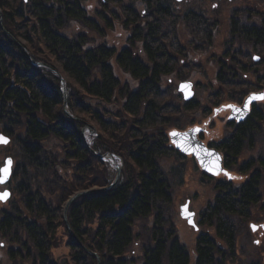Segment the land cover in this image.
I'll list each match as a JSON object with an SVG mask.
<instances>
[{
  "label": "trees",
  "instance_id": "trees-1",
  "mask_svg": "<svg viewBox=\"0 0 264 264\" xmlns=\"http://www.w3.org/2000/svg\"><path fill=\"white\" fill-rule=\"evenodd\" d=\"M86 1L0 0L5 29L0 25V134L11 138L7 155L15 162L12 197L7 204L0 203V250L6 243L15 246L6 248L13 264H58L52 255L59 245L58 232L65 227L70 236L62 215L66 201L77 192L110 186L114 180L108 163L90 151L82 136L84 125L65 113L60 79L33 64L44 62L69 79L70 113L90 114L98 125L100 133L91 138V148L126 158L122 179L114 188L82 195L69 207L68 222L75 235L69 240L71 263L98 264L96 253L101 264H127L122 256L136 239L134 226L153 217L145 236L155 244L143 246V264H163L164 258L168 264H189L184 246L169 234L165 210L173 198L158 164L159 158L179 156L170 147L168 124L163 123L165 110L177 106L163 104L168 90L161 83L183 67L177 55V31L184 16L172 7L170 13L161 11L174 0H143L147 10L140 16L133 5L126 11L122 25L130 34L124 47L90 46L84 29L104 36L115 27V19L91 17ZM98 1L107 10L114 3ZM118 2L126 9L123 0ZM187 16L184 21L189 26L198 20ZM72 25L82 32L68 34ZM208 40L204 38V43ZM138 42L144 59L134 49ZM127 74L131 81L122 82L121 76ZM230 219L223 214L216 222L218 238L227 246L236 244L240 231L235 227V236ZM95 223L90 234L86 227ZM168 242H173L170 247ZM210 243L208 237L199 238L198 264H214Z\"/></svg>",
  "mask_w": 264,
  "mask_h": 264
},
{
  "label": "rangeland",
  "instance_id": "rangeland-1",
  "mask_svg": "<svg viewBox=\"0 0 264 264\" xmlns=\"http://www.w3.org/2000/svg\"><path fill=\"white\" fill-rule=\"evenodd\" d=\"M126 9H121L118 6V0H114V3L110 5V9L107 10L106 7L102 8L99 6L98 0H87L86 6L88 7L89 15L93 18H99L100 16H107L108 18L115 19L114 20V26L111 30H107L106 34L104 36L90 31V29H84V32L87 33L90 39V46L94 45H100V44H109L112 47H117L118 49L124 47L127 43V37L129 36L130 32H127L124 27L123 23L127 20L126 17V11L130 5H133L136 8V11L139 15V13L144 12L147 10V6L145 3H143V0H123ZM218 0H183L182 2H176L171 1L168 3L169 6L172 7L174 11L179 13L180 16H183L186 14L188 9L192 8V6L204 4L207 7H209V10H212V6L214 3H216ZM227 2H224L225 5H228L229 7H222L221 11V22H219L220 29L218 34L221 36L225 33H228V24L227 19L230 20V17L232 16V9L237 7L236 9H239L238 12L243 8V0H232V2H229V0H224ZM247 2L255 1V0H245ZM121 2V0H120ZM240 2V3H239ZM264 8V4L262 5ZM146 13V12H145ZM140 16V15H139ZM90 17V18H91ZM117 17V18H116ZM98 19V20H99ZM144 20V18H142ZM120 20V22L118 21ZM213 20L206 18L202 21L195 22L194 25L186 26V24L181 23V25L178 28L177 31V37L179 39V48L177 50V55L180 57V62L183 63L182 69L178 67L176 73H173L169 76H166L163 78L161 85L166 87L165 89L168 90V95L164 94L163 98V104L167 103H173L174 106H177V108L169 107L165 110L163 113V117L165 118L164 124H168V132L174 129H181L186 128L187 126H194V125H201L204 119H208L211 116V109H213L216 102L225 103L226 100H231L235 98L240 92L246 90V88H241L239 85H219L216 81V75L218 73V64L217 60L218 57H221L222 51H223V42L224 38H221L216 35V42L214 45H212V42L209 40L204 43V36L201 38L197 37V34L200 32L198 28L205 27L206 29L209 28L212 31L214 30V25H212ZM105 23H101L102 27L105 29ZM123 24V25H122ZM192 24V23H191ZM140 26V25H139ZM143 27V24L140 26ZM68 34H77L79 32H82L78 25H72L69 29L66 30ZM162 35H164L162 31ZM133 36V34H131ZM173 43V42H172ZM203 44H205L203 46ZM232 46V44H230ZM234 45V44H233ZM251 47V46H250ZM236 46L232 48L233 51L236 52ZM134 49L138 53V56L141 58H145V54L143 52V49L141 47V44L135 45ZM174 52L175 49L173 48ZM253 48L247 49V51L253 52ZM256 51H259L258 49H255ZM254 52V55H260L257 52ZM264 61V55L262 57ZM251 60V59H250ZM44 63V62H40ZM228 65L232 66L231 70H237V74L240 75L238 80L236 82H239L240 80H243L245 78L247 81V90H256L254 89V86H250L251 83L256 82L257 75L262 74L260 71L259 73H255L254 70L250 71L249 73H246L245 75H241V66H246L249 62H247V57L242 58V61L236 60V59H228L226 61ZM247 63V64H246ZM48 66H50L47 63H44ZM235 64H239L238 66ZM188 65V68H185V66ZM260 65V63H259ZM52 67V66H50ZM54 68V67H52ZM261 69V66L259 67ZM56 69V68H54ZM118 73L120 72V69L117 68ZM59 74L63 77L65 83L68 78H65L62 75V72L58 71ZM178 73V74H177ZM56 75V74H55ZM57 76V75H56ZM58 77V76H57ZM122 82L125 81H131V77L127 75H122ZM242 77V79H241ZM59 78V77H58ZM67 79V80H66ZM231 80L233 78H230ZM244 79V80H245ZM192 81L195 83V86H193L194 90V103L195 106H197V109L191 110V112H188L185 110L184 106V99H182L181 93L178 91L179 85L183 81ZM239 84V83H238ZM67 86V85H66ZM175 91H174V88ZM171 89V90H169ZM218 93H222L220 96V99L218 98ZM167 95V96H166ZM166 96V97H165ZM169 106V105H168ZM110 107V106H108ZM74 116V115H73ZM69 117V116H68ZM76 117V116H75ZM77 118H80L81 120L85 121L87 123V128L90 130L85 131V136L88 137L89 143L91 138H96L99 136V127L98 125L92 120L93 118L91 115L86 116H77ZM218 127L216 130L221 133V129L219 127L220 123L221 125H224V119L219 118L218 119ZM176 124L178 127H175ZM216 126V123L213 125ZM85 125H84V128ZM225 132V133H224ZM222 133L228 134L229 130L226 127H223ZM221 133V134H222ZM223 135V136H224ZM220 136V134H219ZM153 140L158 142L157 140ZM135 142V141H134ZM91 144V143H90ZM0 148V168L4 164V160L6 157H8L7 149ZM263 143L257 142L254 149L250 150L248 149L245 151L244 159L247 161L251 159H255L259 156L263 155ZM92 153H94L97 157L99 155H106V154H97L93 149H90ZM177 153H179V156L173 154L168 155L166 157H162L158 159V164L162 172L166 175L167 180H169V184L171 187V194L173 198L172 206L165 210L168 211L166 214V218L169 221L168 226L170 227L171 231L169 232L170 235H172L171 239L172 241H177L181 247L184 248L185 254H188L189 256V264H198V257H197V244L199 238H202L206 235L210 242L213 244V253L216 259L217 264H255V262H260L261 264H264V237L259 238L251 233V230L249 228L250 222H256V223H264V209L261 208V206H253L251 209V221H247L243 223L244 219L240 221V223H236L238 226V229L240 230L237 234V240L236 244L234 246V249L232 251L227 244L219 239L216 235L215 230L212 226H208L206 221L204 223H200L201 225L199 228V232L194 231V229L189 228L188 224L182 220L180 217V208L185 203L187 198H190L192 200V208L195 209L197 212H201L205 207L208 206L209 203L213 202L215 197V190L214 185L216 181L210 182L208 180H204L202 177V174L198 171L196 166H193L194 162L191 158H184L181 156V152L176 150ZM114 155L115 163H117L118 166L121 167V175L119 181L122 179L123 174V163L125 162L126 158L122 155ZM100 159V158H99ZM105 163H108L109 169L112 171L111 176L115 180L117 176L116 172V166L113 164L114 161L111 159L105 158L101 159ZM242 163H239V165ZM114 176V177H113ZM264 179V177H263ZM99 188H94L92 190H97ZM82 192V191H81ZM261 192L264 196V185L261 187ZM79 192L75 193L78 194ZM74 194V195H75ZM72 195V196H74ZM71 196V197H72ZM70 197V198H71ZM69 198V199H70ZM68 199V200H69ZM68 201H66L65 206ZM64 206V208H65ZM64 208L62 210V215L64 219ZM228 219H230V216L226 215ZM239 219L236 217V220ZM65 220V219H64ZM154 218L150 217L146 221H138L136 225L134 226V239L133 244L131 245L130 249L126 254L122 256V259H124L127 264H143V246H146L147 242L148 245L154 246L155 241H153V238H151L148 235V239L145 236V233L147 232L146 229L148 227L152 226ZM66 222V221H65ZM234 222L230 219V224L234 226ZM243 223V224H242ZM91 227V228H89ZM97 224H92V226H87L86 229H89L90 234L94 233L96 230ZM69 229V228H68ZM70 231V229H69ZM235 228H234V234H235ZM70 236L67 233V230L65 227H62L59 232L57 239L59 241V245L55 247L52 250L53 260L58 264H63L65 261H69L71 263L70 254H71V247L69 245L70 237H74L71 231L69 232ZM199 234H201L199 236ZM199 236V237H198ZM236 236V234H235ZM257 237V238H256ZM139 238V239H137ZM1 240V239H0ZM257 240L258 244H254V241ZM6 243V241H4ZM173 242H168L167 247H170V244ZM4 247V245L2 246ZM15 247L13 245H8L6 243L5 248L3 250H0V264H13L9 257L7 256V251L9 248ZM6 248L8 250L6 251ZM90 257V255H88ZM94 256L97 258V260H100V257L95 253ZM87 257V260L90 259ZM223 257H227L225 260L222 261ZM99 262V261H98ZM163 264H168V262L163 259Z\"/></svg>",
  "mask_w": 264,
  "mask_h": 264
},
{
  "label": "flooded vegetation",
  "instance_id": "flooded-vegetation-1",
  "mask_svg": "<svg viewBox=\"0 0 264 264\" xmlns=\"http://www.w3.org/2000/svg\"><path fill=\"white\" fill-rule=\"evenodd\" d=\"M224 2L227 1L218 0L213 4L212 10H209V7L204 4L192 6V8L188 9L186 14L183 15L182 22L186 24V26H189V24L187 25L184 21V18L188 17L187 15H191L189 17L191 19H198L196 21H202L205 17L213 20L212 25H214V30L210 33L206 32V28L205 31L200 30L197 37L201 38L204 36V38H210L212 45L216 42V35H218L220 39L224 38L223 51L221 57H218L217 60L219 69L216 75L217 84H237L241 88H246V90L240 92L235 98L226 100L225 103L220 104V102H216L213 109L210 108L211 116L208 119H204L201 125L187 126L184 129H179L183 132L196 129V139L208 150L215 151L221 156V172L218 175H214L205 171L193 155L181 154L184 158L192 159L194 162L193 166H196L204 180L210 182L216 181L214 185V190L216 192L214 200L201 212H197L192 208V200L190 198H187L182 205V207H187L190 215L194 216L193 220L195 226L188 225V227L199 232L200 223L206 221L208 226L213 227L216 235L218 231L216 225L221 215L225 214V216H230L234 222V228L236 227L237 229L236 223H240L242 219H244L243 223L251 221L250 213L253 206H261V208L264 209V196L261 192V187L264 185V148L263 155L255 159L247 161V159H244L243 155L248 149H254L257 142H262L264 146V99L252 101L249 105H246V101L250 96H264V61L262 60L264 55V8L262 6L264 0H255L251 2L243 0V8L240 12H238L239 9H236L237 7L233 8L230 20L227 19L229 31L220 36L218 32L220 29L219 22H221V18H223L221 17V11H223L222 7L223 5L224 7H229L225 5ZM229 2H232V0H229ZM161 11L163 13L166 11L170 13L171 6H163ZM139 43L140 42L137 44ZM230 44H232V46ZM233 46L237 47L236 52L233 51L234 49L232 50ZM250 46L254 49L251 53L247 51V49L251 48ZM141 47H143L142 44ZM255 51L260 55H254ZM245 57H247V62L249 63H246L247 67H240L241 75H245L252 70H254L256 74L259 73V71L262 73L257 75L256 82L250 85L254 86L256 90H247V85L249 84H247L245 78L236 82L240 75L237 74V70L232 71V66L226 63L228 59L242 61V58L245 59ZM235 65L239 68V64ZM260 66L261 69L259 68ZM185 68H188V65L184 67V70ZM230 78L233 79L231 80ZM183 82H191L193 86H195V83L192 81L188 80ZM221 94L222 93L217 94L219 99L220 96H222ZM182 99H184L183 96ZM194 102V98L190 101L184 100L183 107L186 111L191 112V110L197 109V106L194 107ZM219 118L224 119V125H221V123L219 125L221 133L223 127H226L229 130L228 134L224 135L225 132L221 134L216 130ZM215 123L216 126L214 127L213 125ZM239 163L242 164L239 165ZM251 193L253 194L252 198L249 197ZM236 217L239 219L236 220ZM183 221L188 224L187 220ZM249 228L253 235L259 238L264 237V223L250 222ZM200 235L201 234H199V236ZM201 236H204L203 238L207 237L206 235ZM258 242H260V240H255L254 244H258ZM210 244L213 246L212 243ZM234 246L235 241L234 245L231 244L229 248L233 251ZM197 257L199 260L198 252ZM226 258L227 257H223L222 261ZM212 261L214 264H217L214 254H212ZM255 264L261 263L255 262Z\"/></svg>",
  "mask_w": 264,
  "mask_h": 264
},
{
  "label": "water",
  "instance_id": "water-1",
  "mask_svg": "<svg viewBox=\"0 0 264 264\" xmlns=\"http://www.w3.org/2000/svg\"><path fill=\"white\" fill-rule=\"evenodd\" d=\"M24 1L28 2V0H24ZM177 1H182V0H177ZM0 25H1L2 29L5 31V29L3 28V25H2V19H1ZM7 34L9 36H11L9 33H7ZM24 52L27 55V57L29 59H31L29 52L26 49H24ZM33 64L37 67L46 68V69L54 72L59 77V79L61 81V91H62V94L64 97V111L71 119L85 125L86 129L82 130V134L85 137V131L90 130V129L87 128V123L85 121L81 120L80 118L73 116L70 113V111L68 109V101H67V87H66V83H65L63 77L59 74V72L56 69H54V68H52V67H50L44 63L33 62ZM179 91L183 94L185 100H190L193 97V91H192V84L191 83H182L179 87ZM254 97H260V95L250 96V98L246 101V105H249L252 101L259 100V99H254ZM173 133H177L178 135H173ZM196 135H197L196 129L189 130L187 132H180L177 130H173L169 134L171 143L174 145V147L178 151H180L184 154H187V155L193 154L195 156V158L198 160L201 167L205 171L212 173L214 175H218L221 172V163H222L221 156L215 151L208 150L202 143H200L196 139ZM9 143H10V138L7 137L6 135L1 134L0 135V146H6ZM99 157L101 159L108 158V159H111L112 161H114L113 164L116 166V171H117V176H116L115 180L108 187L99 188L97 190L82 191V192H79L78 194H75L74 196H72L68 200V202L64 208V219L66 222H67V211H68L69 207L80 196L85 195V194H89V193H93V192L108 191V190H111L112 188H114L118 184L119 179H120V175H121V167L118 166L117 163H115L114 155L106 154V155H102V156L99 155ZM8 161H11L10 165L7 164ZM13 166H14L13 159L8 157L5 160L4 166L1 167L0 170H3L4 168L7 167L9 169V171H8V174L6 176L4 175L3 171H0V177H4V182L0 183V186H4L10 181V179L12 177V173H13ZM3 193H8V195L4 198H0V202L6 203L11 198V192H10V190H5V191L0 190V194H3ZM181 217L183 219H187L188 223L190 225L195 226V223L193 220L194 216L190 215L188 213V209L185 206L181 207ZM253 228H254V226H253ZM98 261H99L98 264H101V261L100 260H98Z\"/></svg>",
  "mask_w": 264,
  "mask_h": 264
},
{
  "label": "snow or ice",
  "instance_id": "snow-or-ice-1",
  "mask_svg": "<svg viewBox=\"0 0 264 264\" xmlns=\"http://www.w3.org/2000/svg\"><path fill=\"white\" fill-rule=\"evenodd\" d=\"M254 99H264V96L254 97ZM173 135H178V134L177 133H173ZM7 164L10 165L11 161H8ZM0 171H3L4 175L6 176L8 174L9 169L6 167V168H4L3 170H0ZM3 182H4V177H0V183H3ZM7 195H8V193L0 194V198H4Z\"/></svg>",
  "mask_w": 264,
  "mask_h": 264
}]
</instances>
